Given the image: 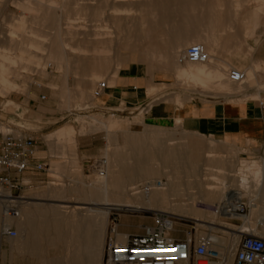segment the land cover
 I'll return each mask as SVG.
<instances>
[{
	"label": "rangeland",
	"instance_id": "374dc122",
	"mask_svg": "<svg viewBox=\"0 0 264 264\" xmlns=\"http://www.w3.org/2000/svg\"><path fill=\"white\" fill-rule=\"evenodd\" d=\"M107 1L0 0V89L2 88L0 90V119L3 120V124L5 125L21 123L23 126L22 130L38 140L42 149L41 154L47 156L49 169L51 168V161L54 160L56 163H67L70 168L69 173L61 171L57 176H53L52 172L48 170L45 175L33 177L31 180L32 186L25 189L23 194L27 197L35 196L47 190L51 186V183H59V186L65 190L84 191L83 183L89 182L93 178L91 171L86 170L88 163L91 164L94 161L105 158L106 152L119 150V148V151L125 152L126 150L124 149L127 146H133L138 143H144L146 146L152 145L154 143L153 137L155 136L167 137L164 140L165 145L168 144L167 146L172 147V149L178 148V150L182 151H186V146L190 142L196 144L198 150L195 155L190 154L187 157V162L198 160L200 164L204 160L212 159L211 162L208 160V165L204 166L209 168V170L204 172L214 175L212 179L216 183L214 182L213 184L218 188L221 185H218V183L224 182V178L221 177L222 173L233 174L234 178L239 179L250 165H254V167H251L252 172H257L260 168H263L260 164L254 162H240V164L232 168L233 170L231 169L232 172L216 168L220 166L224 159L214 153L212 154L213 157L207 159V153L204 151L206 144L203 142L210 140L207 137L185 132L179 126L165 128H163L164 126H145L137 119L144 118L143 110H136L137 106L130 105L128 108H125L123 101L110 106L104 104L102 95L99 98L94 97V95L88 97V94L96 90L98 84L102 81L105 83L111 81L114 86L117 83L119 74L124 72L139 76L142 82L146 80V83L152 79L151 85L155 88L154 91L157 89V92L155 91L153 95L148 96L151 101L156 99L160 101L161 97L170 92L179 93L180 96L185 98L192 97V99L185 101L198 99L204 101L206 95L201 94L214 93L212 95L214 97H223L216 93L218 91L222 93L230 92L232 89L238 87L236 82H231L222 73H220V76H210L205 81H192L191 79L188 81L187 79L182 83L178 82L173 73L179 69L178 67L164 68L156 66V63L162 60L157 54V49H150L148 57L146 59L143 57L141 48L149 44V36L145 35L144 38L142 35L135 36L128 34L129 28H131L132 33H135L142 26L143 20L139 16L141 12L137 10V5L135 3V5H128V3H131L129 0H125V5L112 0L114 4L113 7H110L112 5L111 0ZM93 2L96 5H93ZM114 5L116 7L120 6V10L119 8H117L119 11L116 7L114 8ZM211 5L212 9L210 10ZM129 6L133 9L129 13H132L133 15H131L134 16L131 22L124 19L126 13H128L124 9H127ZM110 8L113 9L111 10ZM193 8V12L196 15L201 14L204 17L209 14L214 17L217 12H224V23L220 32L222 36L218 34L219 32L213 31L212 33H216L218 34L217 37H220H218L220 41L219 46H222L220 50H224V58L234 64H241L242 68L248 67L264 40V0H204L203 4L194 5ZM98 9L100 10L99 12ZM84 10L88 12L84 13ZM169 13H171L172 18L174 16L176 21L183 22L184 13L178 6L170 9ZM99 15L101 16L100 18ZM70 17L72 18L70 19ZM150 24L149 27H151ZM125 28L127 30L126 33L124 32ZM251 32L252 34L250 35ZM96 33L99 34V37H97ZM102 35H105V37ZM143 39L145 40L143 41ZM192 44L198 43H190L186 46V49ZM232 45L240 47V50L238 54H231V56L226 50L232 48ZM247 45L251 46L252 52L245 55L244 50ZM63 46L72 47V51L77 54L71 55L68 50L64 51ZM95 47L101 48L100 53L102 52L103 56L109 57L107 66L102 62H97L98 60L93 61L91 59L92 56L96 55V52L93 50ZM135 47L141 48H137L139 51H135ZM211 49L204 50L207 56L211 55ZM133 53L137 55L135 60H133V57H136V55L134 56ZM207 60L209 59L200 62V64L209 67L214 66L210 60L208 62ZM123 62L128 64L123 67L121 65ZM166 62H170V60L166 59ZM181 63L186 65V61L184 60ZM147 64H150L148 65L151 68L150 70L147 68ZM152 71L154 75H152ZM149 74L152 75V78H150ZM8 78L14 82H5ZM187 81L189 84L186 83ZM161 82H165L168 85L165 88H161L159 84ZM154 83L155 86H153ZM4 85L8 86L5 87ZM146 86L148 85L146 84ZM252 87L258 88L256 84L250 86V88ZM5 88L8 90L6 91ZM260 89H264V86H260ZM246 91L247 89L238 94H244ZM82 92L87 96L86 98L81 96ZM10 99L19 104V112H14L12 109L14 104ZM224 100L231 99L224 98ZM2 103L3 106L6 104V109L2 107ZM25 110L27 111L26 115L22 117L20 114ZM92 115L107 121L110 129L107 130L99 126L95 121L90 120L91 122H89L88 117ZM122 123L129 125L128 130L120 131ZM143 123L153 125L144 121ZM5 127H2V129ZM131 140L133 141L130 142ZM215 143L222 145L220 142ZM49 146L57 149L58 152L55 153V156L58 158H52ZM239 158L247 161L256 160L246 156H240ZM129 160L127 159L126 161L131 162ZM156 162L157 160L153 163L158 168L160 166L161 168L167 167L161 169L162 172L155 177L156 179L165 181V177H161L160 175L166 173L165 175H168L171 180L174 177L173 181L177 183L181 181L180 196L171 197L170 207L174 209L176 204L190 207L192 205L191 199L197 196L198 199L203 191L199 177L197 178L196 175L190 177L184 170L179 169L178 166L175 168L170 164L165 165L162 162L161 164L159 162L157 165L158 162ZM185 176L187 177L185 178ZM145 180H148V178H143L142 183ZM251 182V195H244V198L249 202L250 197L258 193V197L264 199V178L263 181L251 180ZM75 195H78L77 192H73L74 200L77 198ZM184 202H186L185 205ZM181 210L182 212L180 210H170L171 212H167L174 214L171 215L174 217L176 231L173 234L176 237H184L185 232L190 228H195V230L193 229L195 235L207 233V227L201 225L200 217L194 214L191 215V213H189L188 218L179 216V214H184L187 211L184 208ZM218 220L223 223L238 225V222H228L220 216ZM110 224L116 226L119 232H125L127 235L141 234L143 233L144 226L153 224V217L151 212L113 210L108 220V228ZM223 230L225 231L226 229ZM214 231L216 233H212L211 235L219 236L226 242L229 248L226 251L227 254L229 253L228 256L232 253L234 254L237 241L233 245V242L230 241L226 233L218 232L215 229ZM10 241L11 244L16 243L15 240ZM42 246L44 255L47 257H60L67 261L70 256V251H67L61 245L47 246L43 244Z\"/></svg>",
	"mask_w": 264,
	"mask_h": 264
},
{
	"label": "crops",
	"instance_id": "0c3cea01",
	"mask_svg": "<svg viewBox=\"0 0 264 264\" xmlns=\"http://www.w3.org/2000/svg\"><path fill=\"white\" fill-rule=\"evenodd\" d=\"M216 38V34L211 33L208 40L212 47L210 53L214 59V67L226 76L232 68L246 74V81L243 84L237 83L238 87L232 91L216 93L223 97L207 93L201 94L206 95L204 101H184L192 97L185 99L179 93L170 92L161 97L160 101H151L146 91V80L142 82L139 76L124 72L119 74L117 83L109 89L111 93L106 90L102 100L105 105L110 106L120 101L124 102L125 108L137 106L136 110L144 112V118L137 119L145 126H179L185 132L207 137L210 140L203 141L204 144L210 143L216 147L215 150L224 159L225 171L231 170L240 162H254L264 168V89H260V86H264V40L251 64L242 68L241 64H234L223 57L224 50H220L222 46H219V38ZM239 50L240 47L232 45L226 52L230 55L238 54ZM244 52L245 55L252 52L251 46L247 45ZM253 84L258 88H250ZM246 89V93L238 94ZM177 97L184 100L179 104L176 102ZM12 103L14 112H19V104L14 101ZM2 107L5 108L3 103ZM26 112L25 110L20 115L25 117ZM143 121L153 125H147ZM15 126L23 128L21 123H16ZM128 128L126 123L120 125L121 132ZM49 148L52 158H56L57 149L52 146ZM240 156L256 160L247 161L239 158ZM50 165L51 168L48 167L46 172L32 175L31 180L35 176L47 174L48 170L53 176L59 175L58 172L61 171L69 173L67 163H56L54 160ZM204 166L206 165L200 164L199 170H209ZM84 188L83 194L76 195L83 199L76 200L73 199L72 190L63 189L59 183H51L47 190L35 196L27 197L23 194L20 217L8 221L17 231V237L0 234V264H102L108 220L112 211L107 214L103 207L91 205L96 202L97 195L90 194L85 186ZM10 240H15L16 243L11 244ZM43 244L61 245L70 251V256L67 261L60 257H47L43 252Z\"/></svg>",
	"mask_w": 264,
	"mask_h": 264
},
{
	"label": "bare ground",
	"instance_id": "6f19581e",
	"mask_svg": "<svg viewBox=\"0 0 264 264\" xmlns=\"http://www.w3.org/2000/svg\"><path fill=\"white\" fill-rule=\"evenodd\" d=\"M35 1H37V0H35ZM87 1L89 2L90 0H87ZM116 1L123 3V4L125 3V0H116ZM129 1L131 3L130 4L128 3V5H131L134 3L137 5V7H138L137 10L141 12L139 16H140V18H142L143 22H142L141 28L139 27L140 30H138L137 32L135 31V33L134 32L132 33L131 32L132 30H130L131 28H129L130 31L128 30V34H133L135 36L142 35V37L144 36V38L146 35V36H149V38H150V39H148V41H150L149 44L142 46V48L140 47L143 51L142 54H143V57L145 59L148 57V51L150 49H153V50L157 49V54L159 55V57L162 60H160V62L156 63V66L157 67L158 66L164 67V68L178 67L179 69L175 70L173 73L175 75L176 80L178 82H181V83L186 81L187 79H188V81H189V79H191L192 81H195V80L205 81L210 76H214V75L220 76V71H218V69H216L214 66L209 67L207 65L200 64V62H189L185 59V55H186V51L188 49V48L186 49V46L190 43H193V42H197L199 45H201L203 50H210L211 49V44L208 42L209 36H211V33L213 31H215L217 33L219 32L218 34L220 35V32L222 31V26L224 23V12H221V11L217 12L214 15L215 18L211 14H209L205 17L202 16L201 14L196 15L193 12L194 11L193 6L198 5V4H203L204 0H129ZM110 2L112 4V5L110 4L111 5L110 7H113L114 3L112 2V0ZM80 3H82V2H80ZM77 4H79V3H77ZM93 5H96V4L94 3ZM177 6L181 10H183V13H184L183 14L184 15L183 22L176 21L174 16L172 18L171 13H169L170 9L175 8ZM218 6H220V5H218ZM100 7H102V6H100ZM115 7H116V5H114V8ZM81 8H84V7H81ZM117 8H119V10H120L121 7L119 6V7H116V9ZM211 9H212V5L210 7V10ZM80 10H82V9H80ZM90 10H91V7H90ZM124 10L128 11V13H126V15H125L126 17H124V19L125 20L127 19L128 22L129 21L131 22L132 19H134V16H132L133 14L129 13V11L131 12V10H133V9L129 6V7H127V9H124ZM99 11L100 10L98 9V12ZM83 12L87 13L88 11L85 12V10H84ZM94 12H96V11H94ZM80 13H81V11H80ZM209 13H212V12H209ZM103 14H104V12H103ZM107 15H108V13H107ZM102 16L104 17V15H102ZM79 17H81V16H79ZM100 17L101 16L99 15V18ZM71 18L72 17H70V19ZM96 19H97V17H96ZM74 20H76V19H74ZM93 20L95 21L94 18H93ZM149 20H150V22H149ZM95 22H97V21H95ZM149 23H151L150 24L151 27H149ZM94 25L96 26V24H94ZM129 25H130V23H129ZM140 25H141V23H140ZM127 27H128V23H127ZM132 29L134 30V28H132ZM95 32H96V30H95ZM97 32H98V30H97ZM104 32L106 33V31H104ZM124 32L125 33L127 32L126 28H125ZM218 34H216V37ZM106 35H108V34H106ZM102 36L105 37V35H102ZM110 36H111V34H110ZM220 36H222V35H220ZM97 37H99V34H97ZM12 39H13V37H12ZM144 40L145 39H143V41ZM63 47H64V51L68 50L71 53V55L77 54V53L72 51V47H68V46H63ZM138 47H135V51H139L138 49H140V48H138ZM126 49H128V48L126 47ZM93 50L96 52V55L94 57L92 56V58H91V59H93V61L98 60L97 62H102V63H104V65L109 63V57L107 58V57L103 56L102 52L100 53L101 48L95 47ZM135 55L136 54H134V56ZM207 57L211 62H213L214 59H213L212 55H208ZM136 58H137V55H136V57H133V60H135ZM65 59H67V58H65ZM145 59H144V61H145ZM166 59L167 60L169 59L170 62H166ZM182 60L186 61V63H185L186 65L181 63ZM127 64L128 63H124V62H123V64L121 63V65L123 67L126 66ZM148 65H150V64H147V66ZM152 65H153V63H152ZM147 68H149V70L151 69L149 66ZM151 73H152V75H154L153 71ZM4 74H5V72H4ZM96 74H97V72H96ZM152 75L149 74L150 78H152L151 77ZM227 77H228V75H227ZM151 80L152 79H150L146 83L148 85V86H146L147 87L146 91H147V95L149 97L151 95H153L155 93V91L157 90L156 89L154 91L155 88L152 87V85H151L152 81ZM93 81H94V79H93ZM188 81L186 83H188ZM5 82L10 83V82H14V81L13 80L11 81V79L9 80V78H8V80H6ZM159 84H160L161 88L162 87L165 88L168 85L165 82H161ZM106 85H107V89H105L103 91L101 97H103V94H105L106 90H109L113 87V82L109 81L106 83ZM6 86H8V85H6ZM153 86H155V83ZM13 87H14V84H13ZM5 90H6V88H5ZM94 92H95V90H93L92 93H89L88 97H90V95H94ZM107 92L111 93L110 90ZM81 96L83 98L87 97L84 95V92L81 93ZM183 100L184 99L181 97L176 98V102H178V103H181ZM5 106H6V104H5ZM88 120H89V122L95 121V123H97L99 126L105 128L107 130L110 129L109 123L105 120L100 119V117H98V116L92 115V116L88 117ZM166 138L160 137V136H155V137H153L154 143H152V145L150 144L149 146H146L144 143H138V144L133 145V146H127L126 145L127 148L124 149V150H126L125 152L119 151L120 150L119 146H117L119 148V150H114L111 152L109 151L110 153L106 152L105 153L106 157L104 158L105 160H104L103 165H101V164L97 165L96 168H93L90 170L92 173L91 176L93 178H91L89 182L83 181L85 183L84 186L90 191V194L97 195V197L95 198L96 202L91 203V205H97V206L103 207L106 210L107 214H109L110 211H113V210L143 211V212L144 211L145 212H158V211L168 212L170 210H180L182 212L181 209L184 208L187 210L186 213L181 214V215L179 214V216H183V217L188 218L189 213H191V215L194 214V215L200 217L201 218L200 221L202 222V224H201L202 226H205L208 229H212V230L215 229L218 232L220 231V232L226 233V235L229 237L230 241L233 242V245L235 244V242L237 241V239L240 235V234L236 235V233L233 231L236 229L249 230V231L253 230V233L264 236V233H263L264 228L262 229V231H260L256 228L258 221L261 218V215L264 214V199H260L258 197V193L256 195H252L249 199L250 213H249L248 217L247 218H238L239 220H241V224L239 225L240 227H237L234 224H230V223L228 224V223H223V222L219 221L218 217L219 216L224 217L225 215L223 213L219 214L216 211L218 204L225 197L229 198L231 196H235L237 198L242 199V198H244V195H247V194L251 195V190H250L251 184H250V182H251V180L263 181L264 168H260L259 171H257V172L256 171L252 172L251 167H254V165H250V167L246 170V172L239 179L234 178L233 174L222 173L223 175L221 177L224 178V182L218 183V185L221 184L220 187L218 188L217 186H215V184H213L215 182L212 179V176H214L213 174L199 170L200 164L201 165L202 164L208 165L207 164V162L209 160L208 158L213 157V155H212L213 153L219 155V152L215 150L216 149L215 146H213L210 143L206 145L204 151H205V153H207L206 156H207L208 160H204V162L199 164L198 160L192 161V162H187V157H189L190 154H193V155L196 154V151L198 150L197 149L198 146L196 144H193L190 142L189 144H187L188 146H186V148H187L186 151H182V150H178V148L172 149V147L167 146L168 144L165 145L164 140H166ZM170 140H172V139H170ZM132 141L133 140H131L130 142H132ZM216 157H218V156H216ZM127 159L128 160L130 159L131 162H127L126 161ZM155 160H157V162H158V163L156 162L157 165L159 164V162H160V164L162 162L165 165L170 164V165L174 166L175 168L178 166L179 169L184 170L190 177L191 176L193 177L194 175H196L197 178L199 177V180L203 186V191L201 193V196L198 199H197L198 196L196 198L191 199L192 205L190 207L179 206L177 204L174 206L175 208L173 207L174 209H172L170 207L171 197L173 196V198H175V196H177V195L180 196L181 181H180V183L173 181L174 177H173V180H171L170 177H168V175H165L166 173L160 175L161 177L162 176L165 177L164 178L165 181L162 179H156L155 177H157V175L161 174L160 173V172H162L161 169L167 168V167L165 166V167L161 168V166H160V168H158L153 163ZM158 160H160V161H158ZM211 160H209V162H211ZM223 162L220 164L219 167H216V166H214V167L222 168L223 170H225ZM226 168H227V164H226ZM232 170H229V171L232 172ZM186 177L187 176H185V178ZM143 178H148V180H145V182L142 183ZM158 181H160L161 183L159 184ZM182 185H183V183H182ZM57 192H58V190H57ZM72 192H77L78 195L83 194L82 193L83 191H78V190H73ZM77 198L83 199L82 197H77ZM93 198H94V196H93ZM189 200H190V198H189ZM183 201H185V200H183ZM175 202H176V200H175ZM185 203L186 202H184V205H185ZM171 206H173V205H171ZM171 214H173V213H171ZM223 229H226V230L224 231ZM107 232H108V228H107ZM209 236H210L211 240L215 244H217L220 252L226 256L227 264H231L233 261L232 257L234 254L232 253L233 255L231 254L228 256L229 253L227 254L226 251L229 248L227 247L224 239L219 237V236H216V235H209ZM116 238H117L118 242L124 243V242H126L127 234L125 232H119L118 231ZM186 264H188V262Z\"/></svg>",
	"mask_w": 264,
	"mask_h": 264
},
{
	"label": "built area",
	"instance_id": "2783aa9c",
	"mask_svg": "<svg viewBox=\"0 0 264 264\" xmlns=\"http://www.w3.org/2000/svg\"><path fill=\"white\" fill-rule=\"evenodd\" d=\"M185 59L189 62H204L207 55L199 44L188 47ZM232 82L243 84L246 74L232 68L228 73ZM107 89L104 81L100 82L94 92L99 98ZM42 98H44L42 96ZM1 118V117H0ZM6 126L4 129L2 127ZM34 137L26 134L21 127L5 125L0 119V234L11 238L18 233L8 222L20 216L23 205V191L32 186L31 176L46 172L49 167L47 156ZM104 158L86 165L90 171L97 165H103ZM160 184L161 182L158 181ZM217 213L228 222H238L250 213L249 202L245 198L231 196L220 201ZM153 224L143 227V233L127 235L126 242L117 241L118 229L108 228L104 244L102 264H227L226 256L219 250L209 235L216 233L207 229L204 235H195L190 228L184 237H176L174 217L169 213L151 212ZM110 218V216H109ZM258 230L264 228V214L258 221ZM237 239L236 249L231 264H264V236L253 230H233Z\"/></svg>",
	"mask_w": 264,
	"mask_h": 264
}]
</instances>
